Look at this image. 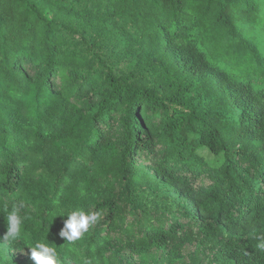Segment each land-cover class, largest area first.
<instances>
[{"label": "trees", "instance_id": "16d2710c", "mask_svg": "<svg viewBox=\"0 0 264 264\" xmlns=\"http://www.w3.org/2000/svg\"><path fill=\"white\" fill-rule=\"evenodd\" d=\"M3 203L0 264H264V0H0Z\"/></svg>", "mask_w": 264, "mask_h": 264}, {"label": "clouds", "instance_id": "9594fccd", "mask_svg": "<svg viewBox=\"0 0 264 264\" xmlns=\"http://www.w3.org/2000/svg\"><path fill=\"white\" fill-rule=\"evenodd\" d=\"M10 206L11 210H9ZM23 208V203L0 204V215H3L6 225V233L2 239L9 244L26 238L24 223L27 217L22 214ZM101 216L102 213L99 211L84 209H75L66 215H58L57 217H67L59 232V237L68 242L78 241L101 219ZM258 246L264 248V243ZM27 248L34 264H60L57 247L53 243H49L47 239L37 240Z\"/></svg>", "mask_w": 264, "mask_h": 264}, {"label": "rangeland", "instance_id": "374dc122", "mask_svg": "<svg viewBox=\"0 0 264 264\" xmlns=\"http://www.w3.org/2000/svg\"><path fill=\"white\" fill-rule=\"evenodd\" d=\"M200 152L203 155H205L213 165H216V163L219 161V159L214 155H212L209 151L201 150ZM1 264H13V263L10 260H3Z\"/></svg>", "mask_w": 264, "mask_h": 264}]
</instances>
